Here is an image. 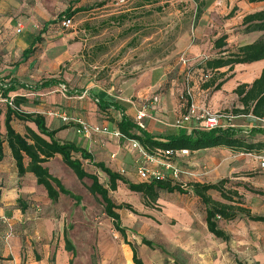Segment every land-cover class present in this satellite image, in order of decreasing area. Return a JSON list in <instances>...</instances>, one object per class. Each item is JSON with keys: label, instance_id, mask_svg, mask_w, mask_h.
Masks as SVG:
<instances>
[{"label": "crops", "instance_id": "1", "mask_svg": "<svg viewBox=\"0 0 264 264\" xmlns=\"http://www.w3.org/2000/svg\"><path fill=\"white\" fill-rule=\"evenodd\" d=\"M172 1L178 4L169 14L171 21L164 27L157 26V20L162 19L164 9ZM201 1L204 6L196 16L193 0H0V84L13 86L7 97L24 98L19 108L42 114L46 127L57 129L55 136L58 139L72 141L88 151L93 161L102 162L137 183L124 175L130 170L131 158L128 156L134 157L136 152L130 150L126 139L111 134L117 127L109 117L118 120L120 111L113 108L102 111L97 105L98 100L118 101L124 114L136 124L137 114L143 111L141 129L164 140L168 135H178L200 126L194 120L183 126L176 125V120L185 111L181 96L186 79L196 107L229 112L239 105L234 93L236 86L250 84L264 68V59L236 64L230 70L223 67L218 72H224L225 79L218 89L201 87L199 66L204 60L218 55L213 46L214 39L226 33L229 46L254 41L259 32L245 34L237 30L244 14L264 8L263 2L247 0ZM66 9L73 11V23L64 28L56 18ZM230 11L233 14L228 16ZM152 16L154 20H149ZM140 18L148 20L138 26L136 22ZM166 27L169 28L164 30ZM137 50L142 56L135 53V58L131 57ZM183 57L185 60L181 59ZM50 78H55L56 83L40 86ZM221 80L218 78L215 84ZM0 107V133L4 135L5 103L0 101ZM53 109L63 111L71 119L105 127L108 132L78 134L76 123L64 122L51 115L49 112ZM252 122L246 116L234 115L230 119H220L219 125L240 129L252 127ZM10 123L21 134L25 133L26 126L37 131L35 124L29 121L13 117ZM2 150L0 264H76L80 254L78 246L86 253L82 264H91L95 252L99 256L98 264H133L130 247L113 241L109 224L96 221L92 214L87 215L85 222L83 197L76 202L60 194L58 200L52 202L32 173L18 174L6 142H3ZM245 156L255 158L256 154L211 147L190 151L176 162L187 159L188 170H191L179 177L188 182L215 183L229 177L249 188L264 191V169L259 168L256 160L244 168L241 160ZM76 157L84 169L86 164L92 166V170H85L95 174L100 182L103 172L88 160ZM53 160L60 164L62 161L61 157H52L43 166L66 186L59 175L52 173L50 164ZM24 163H28L27 158ZM200 164L203 167L197 168ZM245 169L250 172L242 173ZM178 181L188 191L170 194L179 202L180 194L190 195L192 201L187 205L182 202L172 205L159 193L155 206L171 215L174 224L172 234L163 237L164 244L150 240L151 250H163V245L167 244L166 257L172 264H227L233 256L247 260L246 264H264L263 223L244 218L221 220L219 226L229 239L216 238L206 227L203 207H196L197 200L186 182ZM107 184L108 179L103 185L107 187ZM117 185L116 190L109 191L112 200L115 192L120 196L134 193L122 182ZM237 190L243 194L252 214L264 215V195L242 186ZM87 193L91 197L88 190ZM211 195L219 199L215 193ZM124 204L131 206L128 202ZM97 208L95 204V212ZM131 208L138 213L133 206ZM71 211H75L72 224L67 219ZM85 227H88L86 232ZM66 241L74 252L66 249ZM147 247H140V255L144 264H152L146 255Z\"/></svg>", "mask_w": 264, "mask_h": 264}, {"label": "trees", "instance_id": "2", "mask_svg": "<svg viewBox=\"0 0 264 264\" xmlns=\"http://www.w3.org/2000/svg\"><path fill=\"white\" fill-rule=\"evenodd\" d=\"M193 1L196 4L197 16L201 12V7L204 6V2L201 0ZM247 1L264 3V0ZM72 15L73 11L66 9L57 16L56 20L61 21L64 18L71 19ZM229 15L231 14L229 13ZM237 31L245 34L259 32L260 35L250 43L231 46L227 45L228 34L223 33L215 38L213 46L217 49L218 55L204 60L203 64L199 66L201 70V87L213 86L214 89H218L225 79V73L218 72L223 67H227L230 70L236 64L251 63L264 59V8L244 14L240 28ZM204 76H207L205 80L203 79ZM218 78H222V80L215 84ZM54 83H56L55 78H50L41 82L40 86H47ZM11 89H13V86H5V83L1 82L0 97L2 100L0 101L5 103L6 109L4 112L5 133L4 135L0 133V161L3 157L2 144L6 142L20 176L26 172L32 173L37 184L44 188L47 197L52 202L57 201L60 194L67 195L74 199V201L79 202L80 197L65 189L61 182L53 177L47 168L43 166V163L48 159L59 155L63 163L73 171L79 180H83L86 177L91 180L87 190L93 196L97 197L103 206L104 213L111 219L112 227L119 233L122 241L130 247L132 263L144 264L135 244L127 239L126 228L122 226L120 216L117 212L122 207L132 212L135 211L129 204H116L109 196V191L116 190L117 183L122 182L128 190L141 195L145 206H151L156 203L160 190L167 192L177 191L179 193H186L188 190H185L181 184L174 183L168 178L134 183L127 180L119 172L111 170L104 163L93 161L91 154L85 149L78 147L72 141L58 139L55 136L57 129H48L42 114L22 111L19 105L25 101L24 98L15 96L11 99L12 106L9 105L8 101L10 98L7 97V92ZM234 93L237 96V103L239 105L232 107L229 112L235 116H246L253 122L261 121L264 123V68L261 70L259 76L250 84H238L234 89ZM97 105L102 111H106L108 108L120 111L118 120L115 121L109 117L110 120L115 122L117 130L125 138L138 141L147 152L152 154L158 149L176 150L186 148L189 152H192L211 147H224L233 152L254 153L257 155L260 152H264V139H254L256 134L263 135L264 137L263 125L254 126L246 131V133L242 129L231 126L218 127L211 130L193 128L188 132H183L178 135H168L162 140L148 135L138 124L128 118L124 114L122 105L118 101L98 100ZM187 105L188 101L185 102V107ZM1 113L2 109L0 107ZM13 117L21 121L34 123L37 131L26 126L24 134L18 133L10 123ZM76 155L88 160L90 164L107 176V187L99 182L95 174L88 173L84 169L81 160ZM25 158L28 159L26 165L24 163ZM186 186L191 190L199 204L202 205L205 213L206 227L216 238L223 241L229 239L228 234L219 226V221L221 220L233 221L244 218L264 224V215H254L251 213L247 201L243 194L239 193L237 187L242 186L246 190L264 195V191L262 190L249 188L241 182L232 183L229 178H222L215 183L189 182ZM211 193H215L219 199H214ZM141 242L148 247H153L151 241L145 237L141 238ZM66 249L74 252L73 247L67 241Z\"/></svg>", "mask_w": 264, "mask_h": 264}, {"label": "rangeland", "instance_id": "3", "mask_svg": "<svg viewBox=\"0 0 264 264\" xmlns=\"http://www.w3.org/2000/svg\"><path fill=\"white\" fill-rule=\"evenodd\" d=\"M176 2L172 1V3L164 9V12L162 13V19H158L157 22L159 23L160 27H164L166 26V24L169 23L170 20V13L175 11L176 9ZM236 13H238V7L235 8ZM232 11H230V14ZM232 17V16H231ZM148 20V18H140L137 20V25L140 26V24L142 22H146ZM149 20H154L153 16L150 17ZM96 21V20H95ZM140 21V22H139ZM73 23V22H72ZM169 27L163 28L164 30L167 29ZM163 30V31H164ZM104 37H106L104 35ZM136 53V56H142L141 51L137 50L134 51L133 54L131 53V57H134ZM135 58V57H134ZM184 59L185 58H181ZM242 118V117H240ZM246 123V122H245ZM252 127L257 126V125H263L264 123L261 121H257V123L254 121L252 123H250ZM254 125V126H253ZM252 127H248L245 126L243 128H247L246 130H243L244 133H246V131L250 130ZM240 128V129H243ZM254 139H264L263 135L260 134H256L254 136ZM236 153V152H235ZM238 153V152H237ZM134 154V153H133ZM135 156H128V158H131L130 160V170L129 172L125 171L124 175L129 178L132 181H143L139 174L137 173V165L138 163L136 162V158L137 155L134 154ZM250 155V154H249ZM263 156L264 152H260V154H256L255 158H251V156H245L242 157V165H244V168H246L245 166L250 164L253 161H257L258 165H259V159L257 158V156ZM53 158H60L59 156L57 157H53ZM133 158V159H132ZM187 159L186 158H182V162H175V165L177 168L180 169L181 173L177 176V177H181V176H185L186 171H189L191 169L188 170V165L186 163ZM196 167L198 168H202L203 165H196ZM156 168H158L160 171H162V173L164 174V176L168 179H171L172 182L174 183H178V184H182L180 183L178 180H181L182 182H186V184H188L189 182L186 179H181L179 178H175L172 176V170L170 168H165L164 166H156ZM191 168V167H189ZM260 168V166H259ZM50 169L52 170V173L54 175H59L60 178H62V180L65 182L66 186L62 183L63 187L65 189H67L68 191H70L71 193H73L74 195L80 197V201H81V197H83V202L85 203V208L83 209V216L85 219V222L88 220V214H92V218L95 217L96 221L98 222H103L105 221L107 224L110 225V229L112 230V233L110 235V237L113 239V241H115L116 243L122 244L124 243L122 241L121 236L119 235V233L114 230V228L112 227V221L111 219L104 213L103 211V206L102 204L98 201L97 197L93 196L91 193V197L88 196L87 194V187L90 184V179L89 178H83V180H79L76 175L73 173V171L66 165L63 164V162L61 161V164L56 163L55 160H53L50 164ZM86 170H92V166L87 165L85 166ZM193 169V167H192ZM250 172V169H245L242 173H247ZM243 176L245 177V174H243ZM227 178V177H226ZM229 178V177H228ZM107 180V176L103 173L100 182L103 184L105 183ZM229 180L232 183H236L235 179L229 178ZM235 186V185H234ZM84 188V189H83ZM86 190V191H85ZM89 192V191H88ZM161 192V194L163 195V197L165 196V199H167L168 202H170V204L174 205L173 203L175 202H179L176 198H174L170 192H167L165 190H160L159 193ZM113 201L117 204H124V202H128L131 204V206H133L134 209H136L138 211V213H134L131 212L129 209L122 207L119 210H117L119 212L120 215V221L122 226H124L126 228V237L130 242H133L137 248L138 254L140 255V247H142L144 244H142L141 242V238L145 237L146 239H149L153 242H157V244H164L163 243V237L165 238L166 235L172 234L171 232V227L174 224L173 218L170 217L171 215L166 214V212H162V210H160L159 208H157L156 203L154 205L151 206H145L143 204V199L141 198L140 194H135V193H128L125 196H120L117 195L116 192L113 193ZM181 200L179 203L182 202V204L187 205L190 203V201H192V197L190 195H182L180 194L179 197ZM174 199V200H171ZM120 200H123L124 202H120ZM95 204H97L98 208L95 212ZM199 205L201 206L202 209V205L199 204L198 201H196V207H199ZM95 213V214H94ZM75 217V211H71L68 212V220L70 221V224H72V218ZM87 223V222H86ZM89 226V225H88ZM85 232L88 230V227H85ZM78 231V229H76V232ZM148 249H146V255L147 257H149V260H151L152 264H172V260L169 259L168 257H166L168 248V245L165 244L163 245V250L162 249H156L153 248L151 250V247H147ZM78 249L80 250V254L78 255V260L76 261V264H82L85 261V257H86V253L84 251L81 252V246H78ZM165 250V251H164ZM170 255V254H169ZM141 257V255H140ZM142 258V257H141ZM98 259L99 256L95 254H92L91 256V264H98ZM229 261V263L227 264H246L247 260H243V259H236L234 256L232 257V260H227ZM232 261V262H231Z\"/></svg>", "mask_w": 264, "mask_h": 264}, {"label": "built area", "instance_id": "4", "mask_svg": "<svg viewBox=\"0 0 264 264\" xmlns=\"http://www.w3.org/2000/svg\"><path fill=\"white\" fill-rule=\"evenodd\" d=\"M61 26L64 28L70 27L72 25V20L70 18H64L60 22ZM207 76H204L205 80ZM184 102L188 101V105L185 107V111L178 117L176 120V125L183 126L190 122V120H194L196 123L200 124L198 129L202 130H211L214 128L220 127L219 120L220 119H230L233 118L230 112L226 111H212L207 107L198 108L192 101V91L189 85V80L186 79L185 89L181 96ZM0 100L2 98L0 97ZM8 104L12 106L11 98L8 101ZM53 116H57L64 122L74 121L76 123V132L82 135H89L91 133L103 132L107 133V128L97 127L89 125L79 119H71L69 116L61 110L53 109L49 112ZM144 117L143 111H140L137 114L136 119L138 120V126L142 127L141 119ZM113 136H116L120 139H126L129 143L130 150L136 152L137 158V173L143 181H151V180H161L166 177L156 166H164L165 168H170L172 170V176L177 177L181 171L176 167L175 162L179 157L187 156L189 154V150L186 148L181 149H158L155 153H149L146 149L140 145V143L134 139L125 138L118 130H114L111 132ZM114 155H111L113 157ZM259 159L260 168L264 169V155L257 156ZM151 164V165H148Z\"/></svg>", "mask_w": 264, "mask_h": 264}]
</instances>
